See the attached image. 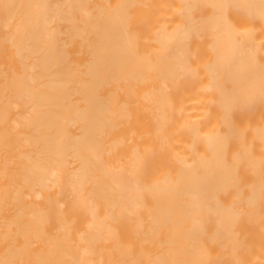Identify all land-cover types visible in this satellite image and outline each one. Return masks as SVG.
Masks as SVG:
<instances>
[{"label": "bare ground", "instance_id": "obj_1", "mask_svg": "<svg viewBox=\"0 0 264 264\" xmlns=\"http://www.w3.org/2000/svg\"><path fill=\"white\" fill-rule=\"evenodd\" d=\"M0 264H264V0H0Z\"/></svg>", "mask_w": 264, "mask_h": 264}]
</instances>
